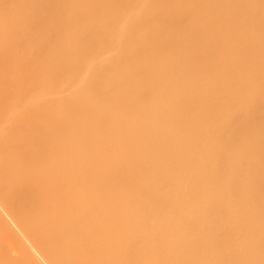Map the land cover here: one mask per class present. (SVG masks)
Returning a JSON list of instances; mask_svg holds the SVG:
<instances>
[{
    "label": "bare ground",
    "instance_id": "obj_1",
    "mask_svg": "<svg viewBox=\"0 0 264 264\" xmlns=\"http://www.w3.org/2000/svg\"><path fill=\"white\" fill-rule=\"evenodd\" d=\"M47 1L0 0V206L30 242L14 261L231 264L228 221L240 260L264 188L229 148L264 136V0Z\"/></svg>",
    "mask_w": 264,
    "mask_h": 264
},
{
    "label": "rangeland",
    "instance_id": "obj_2",
    "mask_svg": "<svg viewBox=\"0 0 264 264\" xmlns=\"http://www.w3.org/2000/svg\"><path fill=\"white\" fill-rule=\"evenodd\" d=\"M45 1H46V4H48V3H47L48 1H47V0H45ZM52 1H54V0H51V5H50L49 7L52 6ZM72 1H73V0H72ZM49 2H50V0H49ZM73 4L75 5L76 3L74 2ZM76 5H77V4H76ZM53 6H54V4H53ZM42 8H43V7H42ZM42 8H41V7L39 8L41 12L38 13L39 16H38V18H37L36 24H38V22H40V21L42 20V18H41L42 16H41V15H42L43 11L45 10V9L42 10ZM51 8H52V7H51ZM54 8H55V7H54ZM54 8H52V10H53ZM60 8H62V7H60ZM48 10H51V9H48ZM48 10H46V11H48ZM54 11H58V13H57V12H54ZM54 11H53V12H54L55 14H54V13H51V11H50V13H51V14H54V15H56V16L58 15L57 17H60V15H63V14H64V13H62L60 10H56V8H55ZM45 13H46V12L44 11L43 15H44ZM50 13L48 12L47 15H49ZM51 14H50V15H51ZM44 16H46V15H44ZM61 17H62V16H61ZM43 18H44V17H43ZM40 19H41V20H40ZM41 22L44 23L45 20H44V21L42 20ZM41 22H40V24L42 25ZM50 25H51V23H50ZM36 26H37V25H36ZM51 26H52V25H51ZM37 27H40V26L38 25ZM53 30H55L54 32H57L56 29H53ZM34 32H35V31H34ZM34 32H33V33H34ZM34 34H35V33H34ZM33 36L35 37L36 35H33ZM54 36H55V38H58V37L56 36L55 33H54V35H53V38H54ZM51 37H52V36H51ZM31 40H32V39H31ZM50 40H51V38H50ZM52 41H53V43H54V39H53ZM31 42H32V41H31ZM49 42H50V41H48V43H46V45L51 46L52 43L50 42V44H49ZM29 45H31V44L29 43ZM49 46H46V47H47V48H46L47 50H48ZM44 49H45V48H44ZM23 76H25V74H23ZM30 76H31V75H30ZM25 77H27V76H25ZM21 78H22V77H21ZM23 78H24V77H23ZM31 78H32V77H31ZM31 78H30V80H31V81H34V80H32ZM263 78H264V75H263ZM27 79H28V77H27ZM27 79H25L26 82H28ZM20 80H21V79H20ZM22 81H23V80H22ZM263 85H264V81H263ZM31 87H32V86H31ZM33 87H35V86H33ZM33 87H32V88H33ZM29 89H30V88H29ZM28 91H29V90H28ZM33 91H34V90H33ZM35 91H36V88H35ZM39 92H40V91H39ZM32 93H35V92H32ZM33 95H35V96L38 95V91H37L36 94H33ZM39 95H40V93H39ZM39 95H38V96H39ZM234 100H235L234 103L237 102V100H236L235 98H234ZM231 102H232V101H231ZM234 103H232V109H233V107L236 108V106H239V105H236L238 102L235 103V104H234ZM245 106H246V105H245ZM245 106H243V108H244ZM229 107H230V109H231V106H229ZM245 108H246V110L248 111V112L246 111V113H248V114H246V113L244 114V116H243V117H244V120H243V118H242V121H245V122L250 121V123H252L251 120H253V122H254V118H255V117L253 118V114H254L253 112H254L256 109H259V108L256 107V108H254V110H253L252 108L250 109L248 106L245 107ZM245 108H244V109H245ZM247 108H248V109H247ZM232 109H231V110H232ZM249 109H250V110H249ZM235 110L238 111V107H237L236 109H234L232 112H235ZM252 110H253V111H252ZM255 112H256V111H255ZM236 113H237V112H235V114H236ZM249 113L252 114V116H251ZM256 114H257V112H256ZM245 115H247V116H245ZM249 115H250V117H249L250 120L247 121V118H248ZM234 116H235V115H234ZM254 116H255V114H254ZM232 117H233V116H232ZM251 117H252L253 119H251ZM232 120H234V119L231 118V122H232ZM255 120H258V119L256 118ZM259 121H260V120H259ZM233 123H236V122H233ZM250 123H249V122L247 123L248 126H250V125L252 126V124H250ZM259 136L261 137V139H260L259 137H256V139H260V140H257L258 142H260V143L257 144L258 146H259V144H260L259 148H257L258 146L256 147V148L258 149V150H256L257 152H256V151H255V152H248V151L250 150L249 148H251L252 145H251L250 143H248V144H247V145H249V148H248L247 145H246V143L243 142V141L241 142V140H240V142L238 141V143H236L235 146H234V145H233V146L231 145L230 148H229V150L231 149L230 152H233V153H230V152H229V153L231 154V156L234 154L233 157H235V158H240L241 162H244V161H245V159H242V156L246 155L245 153H250V154H249V155L251 156V162H250V163H251V166H250V168H249V165H250V163H249V164H247L246 168L243 166V170H241V171H240V169H241V166H242V165H240V168L237 167V168H238V171H236V173H237V172H239V173L241 172L242 175L244 176V174H245V175L247 174V171H248L249 169H250L249 171L252 170V171L250 172V175L248 174L249 176H251V177H249V180H250V181L246 183V184H247L246 186H248V184H249V186H252V187H250V188H253V186H256V184H257V183L259 184V182H260L259 185H260V186L262 185L263 188H264V167H263L261 164H258V163H259V162H258V161H259V158H257L258 156H256V155H258V153L260 152V148L263 146V145L261 146V142L264 141V139H262V138H264V136H263V137H262V135H259ZM237 139H238V138H237ZM235 140H236V139H233L231 142L234 143V142L237 141V140H236V141H235ZM231 142H230V143H231ZM241 143L244 144V145H242ZM262 144H263V142H262ZM239 145H240V147H239ZM234 147H235V148H234ZM237 147H238V148H237ZM245 147H246L247 150L245 149ZM233 148H234V149H233ZM242 149H243V150H242ZM248 149H249V150H248ZM229 150H228V151H229ZM245 150H246V151H245ZM240 151H242V153H241ZM237 153H238V154H237ZM252 153H255V155L252 154ZM241 154H243V155L241 156ZM237 156H238V157H237ZM263 156H264V155H263ZM252 157H253V158H252ZM256 158L258 159V161L256 160ZM261 159H262V158H261ZM261 159H260V162H261ZM243 160H244V161H243ZM246 160H247V159H246ZM254 160H255V161H254ZM253 161H254V162H253ZM256 162H258V163H256ZM246 163H247V162H246ZM253 163H254V164H253ZM255 163H256V164H255ZM257 164H258V165H257ZM260 165H261L262 167H261ZM254 166H255V167L257 166V167H256V171H255V167H254ZM259 166H260V167H259ZM262 169H263V170H262ZM246 170H247V171H246ZM249 171H248V173H249ZM254 171H255V173H254ZM252 172H253V173H252ZM251 173H252V175H251ZM260 173H261V174H260ZM261 175H262V176H261ZM236 176H237V175H236ZM237 177H238V176H237ZM259 177H260V178H259ZM233 178L235 179V176H234ZM239 178H240V176L238 177V179H239ZM251 180H254V181H256V182H254V181L252 182ZM223 181H224V180H221V184L223 185L224 188H222L220 191H223V189H225V187L227 186V182L224 181V183H223ZM233 181H234V180H232L231 183H232ZM257 181H258V182H257ZM250 182H252V183H250ZM261 182H262V183H261ZM225 183H226V184H225ZM254 183H255V185H254ZM224 184H225V186H224ZM249 186H248V187H249ZM218 187H219V186H218ZM240 187H241V186H240ZM241 194H242V193H241ZM234 196H236L235 193H234L233 197L231 198V202H232L231 204H233V206H234V208H235V210H236V213H237L238 217H240V219H241V217H243V216H241V215H244V214H242V211H243V209H244L243 201L241 200V199H242L241 197L238 198V197L240 196V193H239V196H238L237 198H235ZM229 199H230V198H229ZM225 200H227V199H225ZM226 203H227V202H226ZM223 204L225 205L224 202H223ZM227 204H228V203H227ZM262 204H264V203H262ZM255 208H256V206L254 207V210H255ZM1 209H2V208H1V206H0V210H1ZM216 209H217V208H216ZM221 209H222V208H220V210H221ZM212 210L214 211L215 209H212ZM2 211H3V212H2ZM5 211H6V209L4 208V210H1V213H3V215L7 216V217H6V219H7L6 221L12 224V225L9 224V225L11 226L10 229L13 228L15 235H16V234H17L16 236H20V235H21L22 238H21V237H18V239H19V242H18V241H17L18 239L14 240L15 237H14V236H11V234H9V233H5V231H3V230H2V232H0V248H1V249H0V264H1V262H3V261H4V262H3L2 264H4L5 261L8 262V263H5V264H14V262H15V264H16L18 261H19L20 263H25V260H22V258H21V255H22L23 251H22V249H21V246H19V245H21V244H19V243H20V240H23V241H24V240L26 239V238H25L26 236H24L25 233H22L23 231L20 232L21 230H19V227H18L17 224L15 223L16 221L14 222V219H13V220H12V218L10 219L11 215H10V217H8L9 215L6 213V212H8V211H6V212H5ZM218 211H219V210H218ZM4 212H5V213H4ZM214 212H215V211H214ZM261 212H262V214H260V215L257 216V218L259 217L258 221H259V220H261V221L264 220V218H263V217H264V211H261ZM8 213H9V212H8ZM212 214H213V215H212L211 220H213V219H214L213 217L216 216L215 213L212 212ZM214 215H215V216H214ZM252 215H256V213L253 211ZM5 216H4V218H5ZM209 216L211 217V215H208V220L210 219ZM243 218H244V217H243ZM243 218H242V219H243ZM255 219H256V218H255ZM255 219H254V218H253L252 220L250 219V222L253 221V220H255ZM10 220H11V221H10ZM206 220H207V219H206ZM227 221H228V220H227ZM212 222H213V221H212ZM212 224H213V223H212ZM227 224H230L229 221H228V223L224 224V225H226L225 227L223 226V227H224V232H225V230H226V233H223V232L221 233V232H220L221 230L223 231V229H222L221 227H219V226H220V225H219V226H218L219 228H217V230H216V235H217V236H218V235L221 236V234H222V235H223L222 238H221L222 242H223V240H224V241L226 240V243H227V244H226L225 242H224L225 245L222 243V244L224 245V247H223V246H222V247H223L224 251L226 250L225 253L227 252L226 255H228V257L232 256V257H230V261H229V262H231V264H233L234 262H235V264H237V263H239L240 261H242L243 264H254L255 262L252 263L253 261H251V262L248 261V262H249V263H248V262H247V259H248V258H247V259H245V258H246V256H247L246 254L248 253V251H250V252L253 253V251H254V249H255V248H254L255 245H256L255 247L257 248V246H258L257 244H260V243L262 244V243H263V242H262V241H264V235H263L264 230H263V227H262L263 223L260 224L261 227H262V228H261V227H260V228H261L262 230L259 228V229L261 230V231L259 230V232H258V230H257L258 228L256 227L257 224L254 226V225H253L254 223H252V225L249 224V225H247L246 227H245V226L243 227L244 230H245V234H247L246 236H247L250 240H249V243L246 241V244L248 243V249L246 248L247 245H246V246H243V245H244V244H243V245L241 246V247H242V250H239V249H238L239 251H237V253H238L237 256L239 255V253H241V256H242V254H243V258H242L241 256H238L239 259L241 258L242 260H241V259H240V260H237L238 258L235 256L236 253H235V255H233V252H230L232 249L229 250L230 247L233 248V245H232L231 243H232L233 240H235L234 238H235V235H236V234H235V235H232V234H234L235 232H234V233L232 232V231H233V230H232V227H230L231 224H230L229 226H228ZM236 225L238 226V223H237ZM258 225H259V224H258ZM258 225H257V226H258ZM13 226L16 227V228H14ZM213 226H214V224H213ZM239 226H240V225H239ZM263 226H264V225H263ZM214 227H215V226H214ZM216 227H217V226H216ZM226 227H227V228H226ZM225 228H226V229H225ZM15 229H16V230H15ZM220 229H221V230H220ZM228 229H230V230L228 231ZM241 229H242V228H241ZM0 230H1V229H0ZM18 230H19V231H18ZM214 230H215V229H214ZM16 231H17L18 233H17ZM230 231H231V232H230ZM240 231H241V230L238 231L239 234H240ZM242 231H243V230H242ZM242 231H241V235L244 233V232H242ZM236 232H237V231H236ZM12 233H13V232H12ZM231 233H232V234H231ZM18 234H19V235H18ZM245 234H244V235H245ZM260 234H262V235H260ZM12 235H13V234H12ZM226 235H227V236H226ZM237 236H238V235H237ZM239 236H240V235H239ZM10 237H12V238H10ZM223 237H224V238H223ZM227 237H229V239H227ZM240 237H241V236H240ZM242 237H243V236H242ZM236 238H239V237H236ZM244 239H245V238H244ZM12 240H13V241H12ZM229 240H232V241L230 242ZM9 241H10V244H9ZM11 241H12V242H11ZM25 241H27V239H26ZM25 241H24V242H25ZM227 241H229L230 243H228ZM243 241H244V240H243ZM1 242H2L3 244H2ZM5 242H6V243H5ZM13 242H14V244H13ZM250 242L252 243V245L254 244V246H252V245L250 244ZM26 243L29 244L30 242L27 241ZM241 243H242V242H241ZM243 243H245V242H243ZM6 244H7V245H6ZM18 244H19V245H18ZM261 244H260V245H261ZM1 245H2V246H1ZM3 245H4V246H3ZM229 245H230V246H229ZM231 245H232V246H231ZM249 245H251L252 247L250 246V248H249ZM260 245H259V246H260ZM5 246H6V247H5ZM8 246H9V247H8ZM14 246H15V247H14ZM227 246H228V247H227ZM259 246H258V247H259ZM18 247H19V248H18ZM2 248H4V250H3ZM16 248H17V249H16ZM244 248H245V250H244ZM18 249H19V250L21 249L20 252H19ZM240 249H241V248H240ZM2 250H3V251H2ZM10 250H12L13 252L10 251ZM246 250H247V251H246ZM257 250H258V249H257ZM208 251L210 252L211 250H208ZM233 251H235V250H233ZM240 251H241V252H240ZM2 252H3V253H2ZM209 252H207V254L210 255L212 252H210V253H209ZM254 252H255V251H254ZM213 253H214V252H213ZM245 253H246V254H245ZM262 253H263V255H262ZM262 253L260 254L261 256H260L259 254H258L259 256H258L257 254H255V255H257L258 257H261V258L255 257V258L259 259V261L262 260V261H260L261 263L258 261L260 264H264V251H262ZM3 254H4V256H3ZM10 254H11V256H9ZM207 254H206V255H207ZM244 254H245V255H244ZM248 254H249V253H248ZM198 255L200 256V257H199L200 259L203 257V259L201 260V261L203 262V264H205V263H209V262H210L211 255H210V256H206V255H205V252H204V254L202 253V255H201V253H199ZM198 255H197V256H198ZM203 255H204V256H203ZM249 255H250V254H249ZM13 256H14V257H13ZM23 256H24V255H23ZM23 256H22V257H23ZM234 256H235L236 258H235ZM18 257H20L21 260H22L23 262H21L20 258H18ZM208 257H209V259H208ZM212 257H215V256H212ZM233 257H234V260H233ZM248 257H249V256H248ZM3 258H4V259L6 258V260H4ZM16 258H18V261H17V262L14 261V259L16 260ZM204 258H207V260H205ZM231 258H232V261H231ZM252 258H253V257H252ZM255 258H254L253 260H257V259H255ZM1 259H3V261H2ZM9 259H11V260L13 259V260L11 261V260H9ZM23 259H25V258H23ZM203 260H204V261H203ZM236 260H237V262H236ZM244 260H246V261H244ZM250 260H251V258H250ZM10 261H11V262H10ZM19 262H18V263H19ZM245 262H247V263H245ZM18 263H17V264H18Z\"/></svg>",
    "mask_w": 264,
    "mask_h": 264
}]
</instances>
